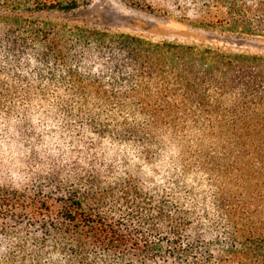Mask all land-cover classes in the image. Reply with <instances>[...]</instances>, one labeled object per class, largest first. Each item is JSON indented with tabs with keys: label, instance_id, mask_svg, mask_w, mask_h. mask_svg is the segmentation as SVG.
Returning a JSON list of instances; mask_svg holds the SVG:
<instances>
[{
	"label": "trees",
	"instance_id": "1",
	"mask_svg": "<svg viewBox=\"0 0 264 264\" xmlns=\"http://www.w3.org/2000/svg\"><path fill=\"white\" fill-rule=\"evenodd\" d=\"M91 3L0 0V264H264V0L178 5L237 47Z\"/></svg>",
	"mask_w": 264,
	"mask_h": 264
},
{
	"label": "rangeland",
	"instance_id": "2",
	"mask_svg": "<svg viewBox=\"0 0 264 264\" xmlns=\"http://www.w3.org/2000/svg\"><path fill=\"white\" fill-rule=\"evenodd\" d=\"M178 5L183 6L182 0H92L88 9L80 12L78 19L83 18L89 23L142 35L155 41L213 42L238 46L234 42L223 43L217 39L220 32L198 28L194 24L195 11H185ZM183 15H188V18ZM238 47L249 52L264 53V42L256 39H246Z\"/></svg>",
	"mask_w": 264,
	"mask_h": 264
}]
</instances>
